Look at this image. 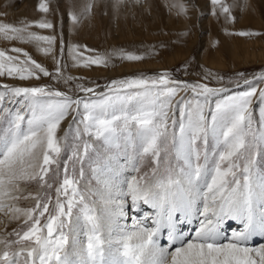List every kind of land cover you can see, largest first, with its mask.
<instances>
[{
	"label": "snow or ice",
	"instance_id": "snow-or-ice-1",
	"mask_svg": "<svg viewBox=\"0 0 264 264\" xmlns=\"http://www.w3.org/2000/svg\"><path fill=\"white\" fill-rule=\"evenodd\" d=\"M100 2L89 0L83 13ZM126 2L143 0L113 7ZM210 2L212 15L235 23L226 0ZM171 7L187 15L181 0ZM38 10L45 18L0 19L8 42L0 47V214L17 222L0 232V264H264V243L252 245L264 239V72L87 81L66 70L145 55L79 44L66 52L46 18L49 0ZM12 42L34 46L54 67ZM229 221L242 227L228 233ZM194 223V233L183 230Z\"/></svg>",
	"mask_w": 264,
	"mask_h": 264
},
{
	"label": "rangeland",
	"instance_id": "rangeland-1",
	"mask_svg": "<svg viewBox=\"0 0 264 264\" xmlns=\"http://www.w3.org/2000/svg\"><path fill=\"white\" fill-rule=\"evenodd\" d=\"M88 2L89 0H49L50 12L46 18L56 26V33H62L66 52L70 45L79 44L95 49L100 54L119 49L134 51L144 54L145 59L138 62L113 61L107 68L93 66L86 69L69 66L66 71L73 76L85 77L87 81L103 84L108 80L133 74L152 75L163 71L174 72L179 78L188 81L201 79L204 69L224 76L226 81L237 73H244L251 79L264 72V55L259 54L264 53V35L242 37L232 34L239 31L264 33V26L253 24V19H256L264 25V0H226L236 17L235 23L226 21L219 13L212 15L213 6L210 0H181L188 6L187 15H177V10L171 7L176 0H143L142 4L126 2L119 10L113 7L114 0H102L93 5L90 15L83 13V8ZM39 3L40 0H0V13H7L0 19L19 24L21 21L45 18V14L38 10ZM70 12L80 16L78 25L71 24ZM171 18L175 23L184 21L185 25L165 27L164 24ZM40 31L48 34L49 30ZM133 31H136L134 35L137 37H120L124 33L133 34ZM59 39L58 36V44ZM235 43H246L251 51L248 59H242L243 47H237ZM7 44L8 42L0 40V47ZM12 44L24 47L50 70L54 67L51 57H45L34 46L20 42ZM214 59L220 60L227 67L212 66L210 63ZM68 63L71 65V61ZM184 65L188 66L190 75L183 73ZM48 80L49 78H44L41 82L47 83ZM211 84L217 86L216 81H211ZM56 86L67 90L63 84ZM239 90L234 88L232 91ZM228 94L230 93L223 95ZM11 107L15 110L20 106L15 104ZM258 112L257 106L255 114L258 115ZM65 125H62V129ZM59 134L62 135L63 132ZM214 146L213 141L210 148ZM28 204L29 201L19 202V206ZM0 220L3 221L0 223V232L11 231L17 223H10L3 214H0Z\"/></svg>",
	"mask_w": 264,
	"mask_h": 264
},
{
	"label": "bare ground",
	"instance_id": "bare-ground-1",
	"mask_svg": "<svg viewBox=\"0 0 264 264\" xmlns=\"http://www.w3.org/2000/svg\"><path fill=\"white\" fill-rule=\"evenodd\" d=\"M169 22H166L164 24L165 27L167 28H173L175 26L179 27V26H184L185 25V22L184 21H180V22H177L175 23L174 20L171 18L168 20ZM253 24H256L257 26L259 27H263L264 25L259 21V20H256V19H253ZM153 27V26H152ZM134 32V31H133ZM141 32V31H139ZM124 33V32H123ZM136 34V31L133 33V34H130V33H127V35L124 33V34H121L120 37H124V36H133V37H137V35H134ZM141 33H139L140 35ZM246 43H235V45H237V47H243V50H244V55L242 57V59H248V56L251 55V51L249 50V48L245 45ZM261 54L262 56L264 55V53H259ZM254 57V55H252ZM264 58V56H263ZM245 63V62H244ZM212 66L214 67H218V68H226L227 66H224L223 62H221L220 60H215L214 61H211L210 63ZM144 210L145 211H150L149 208H147V206H144ZM136 215H139L138 213ZM130 222V221H129ZM3 225V224H2ZM240 227H242L241 225H239L237 222L235 221H229L228 222V225L226 226V229L228 231V233H230L232 230H236V229H239ZM194 228V229H193ZM195 228H196V224L194 223L193 225L189 226V225H184L183 226V230L184 231H190V232H193L195 231ZM193 229V230H192ZM260 243H264V239H261L259 237L257 238H254V240L252 241V245L253 246H257L259 245ZM161 244L162 245H166L167 244V241L166 240H162L161 241Z\"/></svg>",
	"mask_w": 264,
	"mask_h": 264
}]
</instances>
